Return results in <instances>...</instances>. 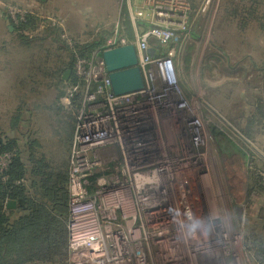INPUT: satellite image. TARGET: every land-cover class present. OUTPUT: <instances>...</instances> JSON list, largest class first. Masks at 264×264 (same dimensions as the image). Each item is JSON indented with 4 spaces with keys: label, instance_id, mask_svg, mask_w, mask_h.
Segmentation results:
<instances>
[{
    "label": "built area",
    "instance_id": "1",
    "mask_svg": "<svg viewBox=\"0 0 264 264\" xmlns=\"http://www.w3.org/2000/svg\"><path fill=\"white\" fill-rule=\"evenodd\" d=\"M192 8L193 0H141L133 19H145L148 27L137 41L122 36L117 25L91 59L77 57L74 73L84 87L70 153V264L244 262L226 245L232 242L231 220L213 209L208 214L206 204L205 215L196 202L212 173L208 136L178 93L174 65V46L189 32ZM152 40L166 48L164 54L151 49ZM130 43L137 46L145 88L117 96L102 53ZM167 112L176 123L162 122Z\"/></svg>",
    "mask_w": 264,
    "mask_h": 264
},
{
    "label": "rangeland",
    "instance_id": "2",
    "mask_svg": "<svg viewBox=\"0 0 264 264\" xmlns=\"http://www.w3.org/2000/svg\"><path fill=\"white\" fill-rule=\"evenodd\" d=\"M77 1L82 12L79 35L73 38L79 43V40L82 42L93 36L94 25L106 23L108 27H115L124 2ZM53 2L47 0L50 5ZM226 3L227 0H193L187 33L190 36L177 46L174 65L178 93L187 100L194 117L203 123L208 136L207 162L212 173L207 177L205 190L196 193V202L204 206L205 215L207 206L208 214L213 209L216 216L229 218L232 223V242L226 245L232 246L238 256L244 258L242 264H258L254 254L255 242L264 227V117L255 115L258 121L253 124L255 127L251 126L253 139L246 136L238 125L244 117L243 100L258 96L264 101V32L256 20H252L244 30L240 29L238 20L226 19ZM245 3L255 7L259 19L264 20V0L257 4L251 0ZM40 11L29 9L25 0H0V122L3 126L9 124L16 114L19 106L17 98H27L30 104L34 96L38 95L30 93L31 86L25 90L13 88L17 78L26 76L28 57L38 52V46L31 51L22 47L10 31L8 17L16 22L22 13L33 12L41 18H47ZM50 12L58 20L63 19L62 14H57L54 8ZM110 15L112 18H109ZM61 28L63 37L70 38L67 27L65 29L63 24ZM39 44L43 46L42 49L55 48L51 38ZM212 52H216L218 58L211 60L212 67H209L206 60ZM186 56H190L188 63L185 62ZM51 61L55 64L53 55ZM37 87L38 90H44L42 85ZM60 104L65 108L68 106L66 97L61 99ZM250 111L252 114L256 112L255 107H251ZM34 113L41 117L37 124L32 121V131L39 135L40 130L47 129L46 116L41 112ZM160 119L174 124L176 117L167 112L160 115ZM242 125L247 124L243 122ZM169 128L173 129L171 126ZM24 129L26 131L28 128ZM70 153L71 148L69 159ZM259 179L263 180L260 185L256 182ZM65 264H70L69 257Z\"/></svg>",
    "mask_w": 264,
    "mask_h": 264
},
{
    "label": "trees",
    "instance_id": "3",
    "mask_svg": "<svg viewBox=\"0 0 264 264\" xmlns=\"http://www.w3.org/2000/svg\"><path fill=\"white\" fill-rule=\"evenodd\" d=\"M245 1L227 0L224 8L226 19L238 20L240 29L244 30L252 20H256L264 32V20L259 19L255 7ZM251 2L257 4L260 0ZM122 16L128 40L134 42L126 5ZM8 20L11 33L22 47L31 51L38 46V52L28 54L26 76L17 78L13 88L25 90L31 86L30 93L38 95L30 104L27 98L16 97L19 106L10 118L11 122L6 126L0 122V264H65L69 257L68 154L77 125L75 113L83 104L84 87V82L75 75L74 67L77 57L91 59L93 53L105 46L113 35L105 30L92 41L79 43L75 40L74 47H70L62 35V28L37 13L28 12L24 19L19 16L16 22L9 17ZM49 38L54 44V53L52 48L42 49L39 44ZM52 55L55 64L51 61ZM216 58V52L209 54L206 60L209 67L211 60ZM189 60L190 56H186L185 62ZM67 71L71 74L64 80L63 75ZM41 85L44 86L43 91L38 90L37 86ZM75 87L78 89L73 91ZM68 96H71V110L60 104L61 99ZM242 104L244 117L238 126L253 139L251 126L257 124L255 115L264 117V101L256 96L243 100ZM251 107L256 109L253 114ZM35 111L46 116L47 129L40 130L39 135L32 131V121L37 124L41 119ZM242 121L247 125H242ZM24 127L28 129L25 131ZM213 135L216 136L215 131ZM2 159L6 160V166H3ZM263 180L256 182L260 185ZM9 200H22L24 204L9 210ZM262 230L255 242L254 254L258 264H264V227Z\"/></svg>",
    "mask_w": 264,
    "mask_h": 264
},
{
    "label": "crops",
    "instance_id": "4",
    "mask_svg": "<svg viewBox=\"0 0 264 264\" xmlns=\"http://www.w3.org/2000/svg\"><path fill=\"white\" fill-rule=\"evenodd\" d=\"M25 2L28 4V8L31 10H42L43 12H41V14L47 16V18H43L46 19L47 21L51 22L48 18H55L56 20H58L56 18V15H54L53 13L50 12V10L52 8H54V10H57V14H62V20H58L60 22H63L64 24V28L67 27L68 31L70 32V38H72V40H75L73 37L76 35H79V25H80V15L81 9H79V2L77 0H54V2L52 3V5H50L49 3H47V0H25ZM141 0H128V3L126 0H124L123 4H122V8L120 11V14L118 15V23L117 25L120 26V32L122 36H125L126 38H128L127 32H126V28H125V24H124V17L122 16V9L124 7V5H126V8L128 10V15L130 16V20L132 23V27H133V33H134V37H135V41H137L138 37L141 35V33H143L147 27H148V23L145 19L142 20H138V21H134L133 19V15L134 12L137 8V6L140 4ZM83 14V13H82ZM112 16H115L114 14H112ZM109 18H112L111 15ZM61 19V18H60ZM76 20L77 22V26H76ZM108 24L106 23H102V24H98V25H94V31L92 32V37H90L89 40L85 39V41H80V43H86L88 41H92L94 39H96L99 34L102 31L105 30H109L112 32V35L114 36V32L116 30L117 25L114 27H108ZM66 29V28H65ZM91 34V33H90ZM112 36V38H113ZM190 36V35H189ZM189 36H185L183 41H186L187 39H189ZM110 38L108 40V42L112 39ZM78 41V40H77ZM134 41V42H135ZM107 42V43H108ZM151 44V49H155L156 54H164L166 51V48H162L159 47V43L155 40H152L150 42ZM181 44V43H180ZM177 46L175 45V51L177 50ZM177 53V51H176ZM69 165H70V159H69Z\"/></svg>",
    "mask_w": 264,
    "mask_h": 264
},
{
    "label": "water",
    "instance_id": "5",
    "mask_svg": "<svg viewBox=\"0 0 264 264\" xmlns=\"http://www.w3.org/2000/svg\"><path fill=\"white\" fill-rule=\"evenodd\" d=\"M152 54V50L149 51ZM106 71L111 80V91L114 95L120 96L141 91L145 88V79L141 67L137 46L134 43L117 46L105 50L102 53ZM71 71L63 75L67 80ZM24 201L9 200L7 209H16Z\"/></svg>",
    "mask_w": 264,
    "mask_h": 264
},
{
    "label": "flooded vegetation",
    "instance_id": "6",
    "mask_svg": "<svg viewBox=\"0 0 264 264\" xmlns=\"http://www.w3.org/2000/svg\"><path fill=\"white\" fill-rule=\"evenodd\" d=\"M212 131V130H211Z\"/></svg>",
    "mask_w": 264,
    "mask_h": 264
}]
</instances>
